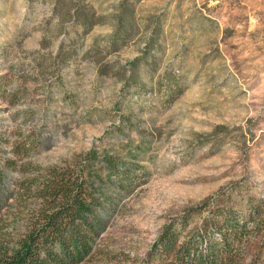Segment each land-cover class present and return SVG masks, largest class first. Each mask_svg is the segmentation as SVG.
<instances>
[{"label": "rangeland", "instance_id": "obj_1", "mask_svg": "<svg viewBox=\"0 0 264 264\" xmlns=\"http://www.w3.org/2000/svg\"><path fill=\"white\" fill-rule=\"evenodd\" d=\"M121 1L81 4L109 15ZM133 1L141 28L114 47L112 26L85 32L53 0H0L5 152L32 135L36 164L96 156L106 229L87 264H145L208 198L241 219L264 204V0ZM149 19L160 32L144 54ZM260 239L246 264H264Z\"/></svg>", "mask_w": 264, "mask_h": 264}, {"label": "trees", "instance_id": "obj_2", "mask_svg": "<svg viewBox=\"0 0 264 264\" xmlns=\"http://www.w3.org/2000/svg\"><path fill=\"white\" fill-rule=\"evenodd\" d=\"M53 1L63 21H74L85 32L112 26L114 47L127 45L141 28L133 0H122L109 15H97L82 0ZM151 20L142 35L144 54L156 47L160 32ZM141 60L131 64L136 68ZM134 68L128 81L134 80ZM101 71L107 73L108 66ZM7 144L0 133V264H87L106 229L102 189L96 186L103 180L93 172L96 156L41 165L27 160L42 145L36 137H22L5 152ZM221 197L206 199L167 226L145 264H246L258 237L264 240V204L250 201L241 219L235 205ZM193 217H199L195 226Z\"/></svg>", "mask_w": 264, "mask_h": 264}]
</instances>
